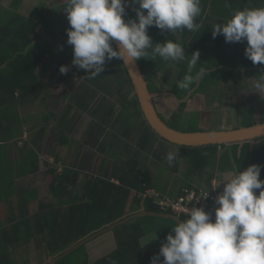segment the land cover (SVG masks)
Returning <instances> with one entry per match:
<instances>
[{"label": "trees", "instance_id": "obj_1", "mask_svg": "<svg viewBox=\"0 0 264 264\" xmlns=\"http://www.w3.org/2000/svg\"><path fill=\"white\" fill-rule=\"evenodd\" d=\"M2 1L15 12L3 24L0 23V264H26L27 259L19 258L18 252L23 249L36 255L34 264H37L39 256L40 260L41 257L46 256V259L43 262L39 261V264H47L81 240L96 233L99 234L95 238L54 264H149L148 261L152 260L155 254L149 247L143 246V236L151 232L154 237L159 240L162 238L165 243L168 234L164 229H168V233H171L176 223L175 219L147 215L131 219L100 233L104 228L142 210L173 213L171 210L163 211L154 198L139 196V192L148 187H154L160 192H169L173 196L178 195L179 191H171L167 184H163V188L156 187L152 173L141 167L140 162L135 159H130L111 177L84 176L80 169L70 166H64L59 170L56 165L47 161L46 186L53 197L47 203L40 201L39 209L35 212L31 211V203L39 199L38 189L19 187L17 180L19 177L40 172V155L34 147L36 146L34 135L23 139L24 129L20 111L25 110L30 103L42 99L46 90L45 85L38 79L36 69L44 64L47 58H51L49 49H53L58 41L57 33L69 24L63 9L66 0H61L60 5L53 7L43 0L32 16L34 21L32 30H28L29 27L25 25V21L32 22L29 17L18 12L24 0ZM222 4L225 11L223 8L220 9L221 14L231 17L237 10L264 7V0H222ZM131 10L132 7H127L126 21L132 19ZM36 25L37 27L34 28ZM177 33L182 36L180 40H177ZM148 34L152 37V41L156 38L165 43L171 39L182 46L192 38L191 49L187 51L189 56H186L180 64L183 70L178 74L179 81L187 73V64L193 54L194 44L198 47L201 44L206 48L215 49L211 41L210 44L209 41L202 44L201 39L209 37L205 31L189 32L185 29L170 33L151 26ZM236 45L239 47H235ZM113 47L116 48L114 44ZM246 47L247 44L240 46V42L229 43V52L227 51L229 55L227 53L224 57H219L224 50L212 55L219 58L218 61L209 59L210 56L206 54L200 55V61L194 72L203 67L205 75L201 78L199 82L201 86L197 91L211 90L219 86V79L223 78L229 80V83L234 81L241 83L244 72H249L245 68L251 69L252 77H259L257 73L263 67L253 64L246 58ZM162 59L153 56L144 61L142 58L139 60L149 81L150 90L154 93L166 92L156 76L163 67ZM120 63L125 75L118 74L116 79L124 86L131 81L122 60ZM195 85H192L191 90ZM191 90H185L179 95L180 88L175 86L169 89L174 97L171 100L180 101ZM131 94L132 92H122L117 102L132 110L139 108L137 97L135 95L130 97ZM179 104L180 108L174 110L169 118L159 111L161 117L176 129L206 130L199 124L191 125L190 119L185 122L187 126H183L181 122L186 115L184 107L187 106V102L180 101ZM245 104L246 102L243 103L245 107L241 109L246 117L242 126L264 121V98L255 107ZM144 122L148 125L146 120ZM66 140L67 137L63 136L61 145H64ZM20 142L23 143L22 146L19 145ZM177 148L178 155L172 164L174 170H179L180 164L188 162L187 175L180 180L179 190L182 187H189L213 191L214 181L220 175L227 180L238 170L242 172L253 164L264 166V136L221 145H177ZM59 161L58 158L55 162L59 163ZM113 178L119 182L113 181ZM260 179L264 180V167L261 168ZM255 191L258 195L260 190ZM17 195L18 199H16ZM215 209L208 210L213 213V217ZM179 218L185 220L188 215L182 214ZM161 222H167L169 226ZM148 225L164 227L158 229L159 234L155 228L149 229ZM101 241L104 244L103 252L92 254L88 251L89 245Z\"/></svg>", "mask_w": 264, "mask_h": 264}, {"label": "clouds", "instance_id": "obj_2", "mask_svg": "<svg viewBox=\"0 0 264 264\" xmlns=\"http://www.w3.org/2000/svg\"><path fill=\"white\" fill-rule=\"evenodd\" d=\"M127 7H132L135 19L125 20ZM63 9L70 25L67 44L73 47L72 64L86 70L89 79L101 75L106 62L113 58L126 65L150 54L183 61L184 47L171 39L153 46L149 27L170 33L201 28L197 22L202 12L201 0H66ZM218 35L229 43L246 40V58L253 64H264V7L235 11L225 23L214 26L213 39ZM113 42L118 48L113 47ZM190 57L187 73L177 82L183 90H191L205 75L203 67L194 72L200 52ZM68 70V66L60 68L62 74ZM253 87L255 92H264V75L254 80ZM177 155L178 150H170L165 157L167 163L171 165ZM262 167L253 164L223 182V192H218L214 201L218 205L214 221L212 212L195 206L187 219H177L151 264H264ZM216 183L219 185V180ZM255 190H260L258 195Z\"/></svg>", "mask_w": 264, "mask_h": 264}, {"label": "crops", "instance_id": "obj_3", "mask_svg": "<svg viewBox=\"0 0 264 264\" xmlns=\"http://www.w3.org/2000/svg\"><path fill=\"white\" fill-rule=\"evenodd\" d=\"M42 1L43 0H24L18 10V12H20L23 16L29 17V19L32 21L29 23L25 21L26 27L30 28H27L28 30L33 29L34 21L32 16L36 13ZM45 2L48 3V0H45ZM220 2H222V0H201L202 12L197 18V22L201 24V28L195 31H205L209 37L208 39L202 38V44H205L208 41L210 44L211 41V44L215 47V49L212 47L206 48V46L201 44L200 47H198L197 44H194L195 48L192 49L193 53L199 51L200 55L206 54L210 56L209 59L213 58L215 61H218L219 59L213 57L215 52L224 50L223 54L219 57H224L225 54L229 52V42L225 41L223 35L217 36L215 39L212 37V29L214 26L218 23H225L230 18L229 15L221 14L222 11L220 9H222L224 5L222 3L221 5ZM8 8L13 10L12 7L5 6L3 1L0 0L1 15L2 12H5V10ZM203 8H205V10ZM29 13L31 14L30 16L28 15ZM0 23H4L1 17ZM36 27L37 25L34 28ZM69 27L70 25L67 24V26H64L57 33L59 35V39L55 43V46H53V49H49V51H51V55L52 51H55L53 53V55L56 57L54 58L55 64H52L51 56V58H47V61L44 64H41L38 69H36L38 79L45 85L46 90L42 99H39L38 102L35 101L30 103L29 106L25 107V110L20 111L25 134V137L23 135V139H27L29 135L32 134L37 137V140L39 139L41 141V146L44 145V143L48 140L47 145L49 144V148H53L54 150L50 151L54 162L59 158V165L63 167H79L84 176L102 175L105 177H111L113 173L116 172V170H120V168L122 169V166L129 162L130 159H137L145 170H148L154 174L155 167L153 165L152 158L154 151V136L155 134L158 136L157 133L149 125H145V118L140 108L132 110L125 108L117 102L119 95L122 92H130V89L122 86L117 79H115V83L112 86L105 87V84H107L103 81L105 74L102 75V78L97 76L95 79H91L90 81L83 79L84 71L82 69L74 66L72 62L65 63L66 61L60 60L59 57H63V55L67 52V54H71V49L66 48L65 45L67 40V29ZM181 38L182 36L177 33V40H180ZM48 39L51 40L52 38ZM190 41H192V38L189 39V41L183 46L187 57L189 56L187 55L189 54L187 51L191 49ZM246 44V40L240 42V46ZM235 47H239V45H236ZM183 61H175L177 66H174L181 68L180 64ZM173 64L174 63H171L170 67ZM61 66H68L69 70L66 74H62L60 72ZM261 67H263V64H261ZM245 69L249 71L248 75L251 76V69ZM53 75H57L55 77L56 82L51 83L54 92L52 95L46 96L50 83L48 80H50ZM242 77H244V75ZM102 83L105 86L102 85ZM62 86L64 87V90L59 89L62 88ZM199 86H201L199 83L196 84L191 92L193 94H199L197 91ZM173 87H175V85ZM217 87L229 88V86ZM111 88H113L112 91H108ZM169 94V96L172 97L171 91ZM221 94H223V92ZM66 95H68V97H66ZM130 97H133V95L131 94ZM227 97L229 96H226L225 98ZM188 99H192L190 98V95L186 96V100ZM200 100H202V98L199 99L195 97V101H191V103L198 104ZM226 100L229 101V98ZM41 109L45 111L47 115L41 117L40 114H38V112H41ZM27 112H30L35 116H31ZM227 113L228 112L225 114V119L227 118ZM43 119H45V122H42ZM63 120H65V122H63ZM58 122L60 124H58ZM200 122V127H203L205 124L208 125L207 120H204V118H201ZM28 125L29 129H26ZM59 126H63L62 129H67V133L69 135L71 134V136L64 135L62 131L61 136L57 138L58 145L56 148H54V142L52 141V136L54 134L53 128L55 127L57 129ZM63 136H66L67 139H69V141L66 140V143L64 144L66 148H69L66 150L67 162H63L61 160V158L58 156L59 152L57 151L58 148L63 146L61 145V139ZM138 136L139 138L137 140ZM161 140V144L163 145H172V143H168L162 138ZM71 142L73 146L71 145ZM22 144L23 143L20 142L19 145L22 146ZM70 148L72 151H74L75 148H78L73 156L69 154L71 151ZM176 150H178V148H176L174 151ZM159 161L162 163L159 162L160 165L157 166L158 168L161 165H164L161 159H159ZM169 166L170 165L168 164L167 170L169 169ZM168 177L170 178V175H168ZM168 177H163V184L169 182ZM112 180L119 182L116 180V178H113ZM180 185V183L177 184V186L171 185L169 189L171 191H179ZM153 240L152 248L150 250L156 255L160 251V248L164 242L159 240L157 237H153ZM99 243L100 242H98L97 245ZM92 245H89V248ZM160 260L162 261L163 257H160ZM148 263L151 264V260L148 261Z\"/></svg>", "mask_w": 264, "mask_h": 264}, {"label": "rangeland", "instance_id": "obj_4", "mask_svg": "<svg viewBox=\"0 0 264 264\" xmlns=\"http://www.w3.org/2000/svg\"><path fill=\"white\" fill-rule=\"evenodd\" d=\"M34 3V2H33ZM219 3V2H218ZM222 2H220L221 4ZM61 4V0H48V5L51 6H57ZM222 5V4H221ZM22 11V10H21ZM31 11V10H30ZM29 11V12H30ZM223 11H225L224 7H223ZM15 11L12 10L11 8L6 9L5 12H2L1 15V19L3 20V22L7 21L12 14ZM29 16L31 15L30 13L28 14ZM131 16L132 19L136 18V13L131 10ZM64 39V38H63ZM68 39V36H67ZM66 40V39H65ZM156 40H158L159 42H157ZM153 42V46H155V44L157 43H161L162 41H160L159 39H154ZM66 48L71 49V54H64L63 57H59L60 60L66 61L67 62H72L73 60V47L71 45L67 44V40H66ZM63 51V50H62ZM55 51H52V64H55V59L56 58L53 53ZM51 53V51H50ZM60 53V52H59ZM188 55V54H187ZM150 57H153L151 54L146 57V58H142V60H146V59H150ZM159 59L161 60V57H159ZM170 61V62H168ZM61 62V61H60ZM171 63H174L171 67ZM177 63H175V61H171V60H164L162 59L161 61V65H163L162 69L160 72L157 73V78L159 81V84L161 85V87L166 91L165 95H161L158 96L156 98V102L157 104H159V109H161V111L163 112V114L166 117H170L171 113L174 110H178L179 107V102L180 101H188L187 102V106L184 107V110L186 113L185 118H187V120L184 118V121L181 122L183 124V126H187V124L185 122L190 121V124L192 125L193 123L195 124H200L201 122V118L203 117L204 120H208L210 119L208 122V125L205 124L203 126L204 129H226V128H233V127H238V126H242V124L245 122L246 117L245 114L243 113V111L241 110L242 108H244L245 106L243 105L244 102H246L245 105L250 104L251 106L255 107L259 101H261V99L264 98V92L258 93L255 92L256 89L253 87V82L254 80L258 79L259 77H252L248 75V72H245L244 77H241V80L239 83L238 81H234V82H228L229 80H227L226 78L223 79H219V86H229V88L227 87H214L211 90L206 89L204 91L199 92V94H193L191 91L188 92L187 95H190V98H192L191 100H186V97L181 98V100L179 101L178 99L176 100H171L170 99V94H169V89L173 88V86H177V82L179 81L178 79V74L181 72V68L176 67ZM176 65V66H174ZM261 66V64H259ZM264 67V64H263ZM83 79H86L88 81H90L91 79H89L87 77L88 72L86 70H83ZM74 74H76L75 72H73ZM73 74V76H74ZM105 74L104 77V82H106L107 84H103L105 87H109L112 86L115 83V79L117 77L118 74H122L123 76L125 75V71L123 70L120 60L117 58H113L111 61H107L106 65H105V69L104 71L101 73V75H99V78H102V75ZM257 74L259 75H264V69H261ZM70 75V74H69ZM79 75V74H78ZM57 75H53L52 78L50 80H48L49 86H48V90L46 93V96H50L53 94L54 90L52 89V85L51 83H55L56 82V77ZM54 79V80H53ZM101 84V82H100ZM125 88L130 89V92H133L132 90V86L131 83L124 84ZM64 87L62 86V88H59L60 90H64ZM113 88L109 89L108 91H112ZM185 92V90L180 89V91L178 92L179 95L183 94ZM223 92V94H221ZM226 96H229L227 98H229V101L226 100L227 98H225ZM66 97H68V95H66ZM195 97L197 98H202V100L199 101L198 104L196 103H191V101H195ZM176 98V97H175ZM250 101H247L249 100ZM241 107V108H240ZM39 109V108H36ZM32 112V111H30ZM29 113L31 116H35L33 114ZM227 113V118L225 119V114ZM38 114H40L41 117H43L44 115H47V113L45 111H43L41 109V112H38ZM260 116V115H259ZM259 116L257 118H259ZM212 118V119H211ZM183 119V118H182ZM190 119V120H188ZM213 119H215V121H213ZM169 120V119H168ZM213 121V122H212ZM39 122V120H38ZM42 122H45V119L42 120ZM60 122V121H59ZM58 122V124H60ZM70 122V120H69ZM212 122V123H211ZM40 123V122H39ZM211 123V124H210ZM207 125V126H206ZM24 127V125H23ZM63 126H59V128H53L54 134L52 136V141L53 143V147L56 148L58 145V141L57 138L59 136H61V133L63 131L64 135H69L67 133V129L63 128ZM26 129H29V125L26 127ZM32 136L29 135V138ZM71 136V134L69 135ZM25 137V134H24ZM154 151H153V158H152V162L153 165L155 167L154 169V174L153 175V179L156 182V187L158 188H163V177L167 178L168 175H170L169 182H166L164 184H167L169 186H177V184H179L180 180L182 178H185L187 175V167H188V162L185 161L183 162L184 164H180L179 165V170H174V168L172 167V164L169 166V169L167 170V161L165 159L166 154L171 150L174 151L177 146L174 145H168V144H161V139L160 137L154 136ZM36 138V150L38 151V153H40V172L37 174H31L29 176H25V177H19L17 182L19 187H36L38 189V193H39V199L32 202L31 203V211L35 212L39 209V203L44 202H50V200L52 199L53 195L52 192L49 190V188L46 186V172H47V168L48 165L46 164L47 161L50 162L52 165H56L58 167L59 170H61L63 168V166L59 165V163L54 162L53 157H51L50 151H54L53 148H49V144L48 140L44 143V145H40L41 141ZM139 136L137 137L138 140ZM76 139V138H75ZM67 141H69V139H67ZM20 144V143H19ZM72 145V142H71ZM73 146V145H72ZM162 147V148H161ZM41 148V149H40ZM49 148V149H48ZM47 149V151H46ZM69 148H66L64 145L61 146L60 148H58V156L61 158V160L63 162H67V154H66V150H68ZM70 150L72 151V149L70 148ZM78 150V148H75L74 151H70L69 154H71L72 156L75 154V152ZM164 154V155H163ZM159 159H161L164 163V165H161L159 168L157 166L160 165ZM137 160V159H135ZM138 161V160H137ZM162 163V162H161ZM141 165V164H140ZM76 167V166H75ZM142 167V166H141ZM79 169V167H77ZM81 171V169H80ZM157 171V172H156ZM211 171V170H208ZM156 172V174H155ZM164 175V176H163ZM218 180H220V184L216 185V181H214V190H216L217 192H223V188H224V184L223 182L226 180V178H224L223 175H220L218 178ZM216 179V180H217ZM18 195L16 196V199H18ZM161 224L163 225H167V222H161ZM149 229L151 228H155L156 232H158L159 228H162L164 226H149ZM166 234L168 233V229H164ZM160 234V233H159ZM162 237H164L163 235H161ZM153 233L148 232V234L143 236L142 242H144V244H146L147 247H149L150 249L152 248V243H153ZM165 238V237H164ZM161 240H163L161 238ZM103 241H101L98 245H92L90 246V248L88 249V251L92 254L95 253H100L101 251L103 252ZM19 258H25L26 264H34L35 263V258L36 255L31 254L29 252L26 251V249L24 250H20L19 252ZM78 254V252L76 253ZM81 255V254H80ZM17 258V256L15 257ZM46 259V256L41 257L40 260V256L38 258L37 264H39L40 262H43ZM40 261V262H39Z\"/></svg>", "mask_w": 264, "mask_h": 264}, {"label": "water", "instance_id": "obj_5", "mask_svg": "<svg viewBox=\"0 0 264 264\" xmlns=\"http://www.w3.org/2000/svg\"><path fill=\"white\" fill-rule=\"evenodd\" d=\"M114 46L118 48V45L113 42ZM123 62V61H122ZM124 64V63H123ZM127 73L129 75L131 86H132V95L136 96L140 103V110L147 121L148 125L164 140L175 144V145H187V146H203L209 144H226L244 140L255 139L258 137L264 136V121L257 122L251 125L240 126L238 128H226V129H206V130H197V131H184L176 129L170 126L160 115L159 109L157 107L156 98L161 95L168 93L151 92L149 87V81L146 79L145 74L141 68V65L138 61H133L131 64H124ZM147 215H156L162 217H168L172 219H179L174 213H158L151 212L148 210H142L135 214H132L100 231V233L106 232L118 225H121L131 219L147 216ZM99 233L90 235L85 239L81 240L75 246L70 248L65 253L51 259L47 264H54L62 257L66 256L73 250L77 249L81 245L89 242L91 239L95 238Z\"/></svg>", "mask_w": 264, "mask_h": 264}, {"label": "built area", "instance_id": "obj_6", "mask_svg": "<svg viewBox=\"0 0 264 264\" xmlns=\"http://www.w3.org/2000/svg\"><path fill=\"white\" fill-rule=\"evenodd\" d=\"M209 192L206 198L204 195ZM219 195L217 191H209L204 188L182 187L179 194L171 195L169 192H160L154 187H148L139 192L140 197H151L160 206L163 211L171 210L177 216L188 215V212L195 207H203L205 211L210 208H216L215 198ZM213 220L215 216L212 217Z\"/></svg>", "mask_w": 264, "mask_h": 264}, {"label": "flooded vegetation", "instance_id": "obj_7", "mask_svg": "<svg viewBox=\"0 0 264 264\" xmlns=\"http://www.w3.org/2000/svg\"><path fill=\"white\" fill-rule=\"evenodd\" d=\"M157 107H158V109H159V104H157ZM159 111H161V109H159ZM202 118H203V117H202ZM211 119H212V118H211ZM209 120H210V119H208L207 121H209ZM213 121H215V119H213ZM213 121H212V122H213ZM212 122H211V123H212ZM221 129H223V128H221ZM160 139H161V138H160ZM165 141H166V140H165ZM167 142H168V141H167ZM168 143H170V142H168ZM172 145H175V144H172ZM175 146H177V145H175Z\"/></svg>", "mask_w": 264, "mask_h": 264}]
</instances>
